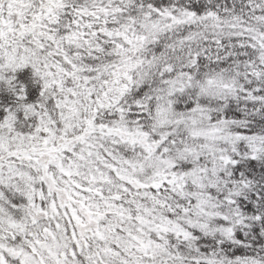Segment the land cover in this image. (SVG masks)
Instances as JSON below:
<instances>
[{
  "label": "snow or ice",
  "instance_id": "snow-or-ice-1",
  "mask_svg": "<svg viewBox=\"0 0 264 264\" xmlns=\"http://www.w3.org/2000/svg\"><path fill=\"white\" fill-rule=\"evenodd\" d=\"M0 264H264V0H0Z\"/></svg>",
  "mask_w": 264,
  "mask_h": 264
}]
</instances>
